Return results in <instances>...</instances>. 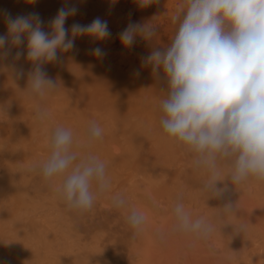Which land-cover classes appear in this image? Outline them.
<instances>
[{"label": "rangeland", "instance_id": "rangeland-1", "mask_svg": "<svg viewBox=\"0 0 264 264\" xmlns=\"http://www.w3.org/2000/svg\"><path fill=\"white\" fill-rule=\"evenodd\" d=\"M63 2L0 0V12H37L47 22ZM71 2L80 11L66 26L99 16L108 20L112 39L102 45L108 53L103 62L88 54L96 45L84 38L76 41L74 53L65 54L63 63L46 66L59 82L56 92L40 102L50 113L46 126L34 122L36 102L20 90L26 78L15 85L9 71L0 70V105L7 111L0 112V264H264V185L230 186L226 200L237 202L239 214L216 221V207L225 200H207L200 191L206 176L193 171L189 154L159 134L163 85L150 69L133 75L148 47L138 41L125 50L116 36L129 19L156 15L160 29L155 43L167 44L169 18L178 0H159L143 10L133 0H117L115 5L110 0ZM4 33L0 15V35ZM91 121L104 129L92 150L107 163L111 189L91 211L77 214L56 198L59 181L44 184L29 168L47 157V137L56 125L80 135ZM114 193H122L129 208L149 211L143 233L134 235L125 213L109 206ZM179 195L194 216L216 223L207 240L193 244L170 233V211ZM240 224L246 225L243 232L236 231Z\"/></svg>", "mask_w": 264, "mask_h": 264}, {"label": "clouds", "instance_id": "clouds-1", "mask_svg": "<svg viewBox=\"0 0 264 264\" xmlns=\"http://www.w3.org/2000/svg\"><path fill=\"white\" fill-rule=\"evenodd\" d=\"M133 3L143 10L159 0ZM79 11L78 3L64 0L47 22L37 12H0L5 24L0 70H8L15 85L26 78L20 90L36 102L33 119L38 125L50 120L40 102L59 87L46 66L63 63L65 54L76 51L78 39L96 45L88 52L94 59L103 62L108 54L102 46L112 39L107 19L97 16L87 24L73 20L66 26ZM158 17L129 19L117 39L125 50L138 41L148 47L133 75L150 69L163 85L158 103L161 138L189 154L193 171L206 176L200 191L207 200H225L216 207V221L238 216L237 202L226 200L230 186L236 190L250 182L264 185V0H178L169 18L172 34L163 45L155 43ZM0 112L7 115L6 107L0 105ZM103 137L104 129L96 121L80 135L56 125L47 137V157L29 168L44 184L59 181L56 198L70 212L85 214L110 192L107 163L92 150ZM109 206L125 213L134 235L145 231L148 210L129 208L122 193L112 194ZM170 217V233L188 237L193 244L216 230L212 220L193 215L182 195L173 203ZM245 228L240 224L236 231Z\"/></svg>", "mask_w": 264, "mask_h": 264}, {"label": "bare ground", "instance_id": "bare-ground-1", "mask_svg": "<svg viewBox=\"0 0 264 264\" xmlns=\"http://www.w3.org/2000/svg\"><path fill=\"white\" fill-rule=\"evenodd\" d=\"M118 60H119V58H118ZM125 68H126V67H125ZM143 109H144V108H143ZM145 111H146V110H145ZM148 120H149V119H148ZM152 120H153V119H152ZM80 122H81V121H80ZM150 122H151V121H150ZM80 134H81V133H80ZM108 154H109V153H108ZM108 154H107V155H108ZM10 184H11V183H10ZM187 250H188V249H187ZM178 263H179V262H178ZM178 263H177V264H178ZM180 264H181V263H180Z\"/></svg>", "mask_w": 264, "mask_h": 264}]
</instances>
